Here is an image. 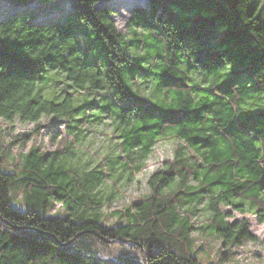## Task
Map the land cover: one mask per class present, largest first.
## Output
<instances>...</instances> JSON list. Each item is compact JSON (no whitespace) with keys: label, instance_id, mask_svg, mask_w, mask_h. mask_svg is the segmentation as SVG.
<instances>
[{"label":"trees","instance_id":"1","mask_svg":"<svg viewBox=\"0 0 264 264\" xmlns=\"http://www.w3.org/2000/svg\"><path fill=\"white\" fill-rule=\"evenodd\" d=\"M9 1L21 7L0 18V117L56 115L77 137L108 119L120 147L104 160L112 175L124 158L122 167L141 170L161 139L180 145L150 177L153 193L118 211L114 226L96 191L100 164L80 173L66 151L37 148L9 171L0 155V264H204L184 216L200 204L210 215L196 229L225 247L257 239L221 207L264 223V0H148L131 39L106 0H75L65 20H40L27 6L54 0ZM16 182L23 209L12 205ZM51 202L67 214L51 215Z\"/></svg>","mask_w":264,"mask_h":264},{"label":"rangeland","instance_id":"2","mask_svg":"<svg viewBox=\"0 0 264 264\" xmlns=\"http://www.w3.org/2000/svg\"><path fill=\"white\" fill-rule=\"evenodd\" d=\"M147 3L148 0H106L102 2L114 9L118 29L130 39L134 36L131 26L134 12L138 7H143ZM74 4L75 0H54L44 5L36 1L27 6L37 9L38 18L43 20L63 19L72 10ZM18 7L21 6L9 0H0V18ZM67 21L75 30L80 31L79 25L83 26L81 21L75 18L70 17ZM140 87L144 92L151 93L154 83L144 81ZM68 121L67 118H60L56 115L44 116L38 122H24L19 117L14 121H8L0 117V155H5L6 162V166L3 165V167L9 171L20 170L24 155L37 148L42 152L66 151L68 159L82 165L80 169H77L80 173L83 172L81 169L86 168L87 162H91V167L100 164L103 174L96 191H100V194H104L107 199V204L102 208L103 220L110 226L120 224L122 218L117 212L153 193L149 184L150 177L173 159L180 140L174 137L159 140L150 157L143 162L141 170L133 171L131 165L130 169L124 168L121 163L126 162V158L120 160L118 169L112 175L107 169L108 162L104 165V160L118 152L120 147L112 149L114 141L113 134H111L112 128L108 124L109 120L102 119L91 123L90 132H81L78 137L68 131ZM136 163H141L140 159H136ZM110 196L111 199L108 201ZM11 198L13 207L24 208L25 199L18 182L11 186ZM56 208H62V211L55 212V216L67 214L62 204L51 202V215ZM198 208L199 210L195 211L193 208L188 209L184 212V216L188 219L191 216L188 227L194 228L191 232L192 251L204 264H264V223L260 224L255 214L243 213L232 206L221 207L222 210L231 213L228 217L231 222L247 219L251 232L257 236L256 240H248L243 245L225 247L223 239L211 235L207 230L196 229L205 224L210 215L209 211L204 209L203 204H200Z\"/></svg>","mask_w":264,"mask_h":264},{"label":"clouds","instance_id":"3","mask_svg":"<svg viewBox=\"0 0 264 264\" xmlns=\"http://www.w3.org/2000/svg\"><path fill=\"white\" fill-rule=\"evenodd\" d=\"M82 2H84V0H82ZM173 14H180L181 9L180 8H173L172 9ZM62 208H56L53 212V215L55 214V212H61Z\"/></svg>","mask_w":264,"mask_h":264}]
</instances>
